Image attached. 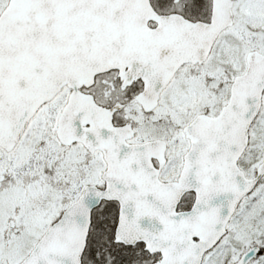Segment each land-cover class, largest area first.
I'll use <instances>...</instances> for the list:
<instances>
[{
    "label": "snow or ice",
    "instance_id": "obj_1",
    "mask_svg": "<svg viewBox=\"0 0 264 264\" xmlns=\"http://www.w3.org/2000/svg\"><path fill=\"white\" fill-rule=\"evenodd\" d=\"M0 264H264V0H0Z\"/></svg>",
    "mask_w": 264,
    "mask_h": 264
}]
</instances>
